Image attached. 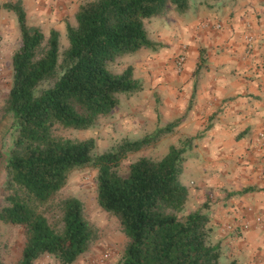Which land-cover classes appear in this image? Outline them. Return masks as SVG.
I'll list each match as a JSON object with an SVG mask.
<instances>
[{"label": "trees", "instance_id": "1", "mask_svg": "<svg viewBox=\"0 0 264 264\" xmlns=\"http://www.w3.org/2000/svg\"><path fill=\"white\" fill-rule=\"evenodd\" d=\"M191 5L192 0H89L79 6L76 24L67 23L69 46L61 53L58 29L46 35L28 24L23 0L4 4L17 15L21 43L12 58L13 84L4 105L14 130L0 222L25 228L19 264H34L45 255L74 264L89 250L96 230L84 203L61 194L72 172L89 166L98 169L100 206L119 218L128 238L117 264H222L221 246L211 240L208 203L188 210L190 189L182 176L193 138L171 144L162 158L141 156L128 173L122 170L131 153L173 132L182 118L101 153L94 138L58 132L60 127L91 129L120 107L122 95L142 91L144 83L132 65L115 67L125 56L157 46L148 36L147 20L169 6L186 14ZM195 91L194 86L192 98ZM250 191L254 188L241 193Z\"/></svg>", "mask_w": 264, "mask_h": 264}, {"label": "crops", "instance_id": "2", "mask_svg": "<svg viewBox=\"0 0 264 264\" xmlns=\"http://www.w3.org/2000/svg\"><path fill=\"white\" fill-rule=\"evenodd\" d=\"M23 1L33 2L38 17L54 5L59 16L76 13L85 0ZM216 22L222 24L219 30ZM146 27L157 46L142 50L157 51L161 65L183 44L188 46L183 73L192 94L194 86L196 90L191 111L204 120L212 117L197 146L203 159L198 180L206 202L213 189L223 191L206 211L212 243L221 246L228 264L234 259L264 264V0H199L183 15L169 6L162 16L147 20ZM248 34L256 39L251 54L246 52ZM246 187L254 191L241 193ZM228 222L236 228L232 233L222 229Z\"/></svg>", "mask_w": 264, "mask_h": 264}, {"label": "rangeland", "instance_id": "3", "mask_svg": "<svg viewBox=\"0 0 264 264\" xmlns=\"http://www.w3.org/2000/svg\"><path fill=\"white\" fill-rule=\"evenodd\" d=\"M8 1L16 0H0V209L6 205L4 200L6 192L3 189L6 178L5 164L9 149L13 144L14 130L13 118L5 113L4 105L13 84L12 58L21 43L17 15L4 6ZM87 1L89 0L82 3ZM196 2L199 0H192V3ZM24 6L27 11L28 24L40 26L46 35H49L54 28L61 32L60 52L63 53L69 46L67 23L76 24V13L59 16L57 6L54 5L53 10L51 8L37 17L33 2L30 4L24 2ZM152 26V24L149 25L151 29ZM156 52L140 50L135 54L125 56L121 64L115 67V70L121 71L126 66L132 65L135 68L136 77L144 83L142 91L130 96L122 95L120 107L109 116H101L91 129L78 130L60 127L58 132L71 138H94L97 141V150L101 153L113 149L127 138H143L154 133L158 127L182 118V123L173 132L162 135L158 142L146 149L131 153L124 161L122 170L128 173L130 163L141 156L162 158L171 144L182 145L187 138H193L192 146L186 152L182 179L190 189L188 210L198 209L204 205L206 198L203 196L198 180L203 159L199 154L201 146L199 148L197 146L201 145V138L209 129L207 127L212 124V117L204 120L201 118V113H199L201 116H196L191 111L193 105L191 102L195 100V96L191 101L192 92L190 86H187L189 78L184 76L185 70L179 72L176 69L177 54L170 56L169 63L164 66L157 62ZM191 115H194L193 118H190ZM190 119H193V122ZM190 129H194L196 133L191 135L188 132ZM208 160L213 162L216 159ZM212 193L207 201L209 207L217 204L223 191L213 189ZM61 194L76 196L83 201L86 216L96 230V237L91 247L74 264H117L122 258L128 238L119 218L105 211L99 204L98 169L89 166L72 172ZM256 220L258 224L263 223L262 217ZM228 225H233V222H228L222 229L226 233H232ZM26 242L24 227L0 222V264H19ZM34 264H60V262L51 255H45ZM222 264H228L225 257L222 258Z\"/></svg>", "mask_w": 264, "mask_h": 264}, {"label": "built area", "instance_id": "4", "mask_svg": "<svg viewBox=\"0 0 264 264\" xmlns=\"http://www.w3.org/2000/svg\"><path fill=\"white\" fill-rule=\"evenodd\" d=\"M215 25L218 28V30L222 28V24L220 22H216ZM255 48H256V39L255 37L252 36V34H248L246 36L247 54H251L255 50ZM187 62H188V46L186 44H183L175 59V65L177 71L183 72L186 69ZM257 218L258 220H260V217ZM247 225H249V223L244 225V227H246ZM227 227L231 232L236 230V228L233 225H228Z\"/></svg>", "mask_w": 264, "mask_h": 264}]
</instances>
